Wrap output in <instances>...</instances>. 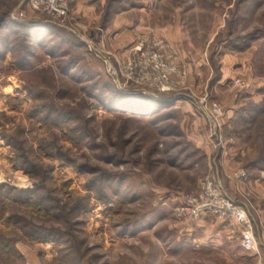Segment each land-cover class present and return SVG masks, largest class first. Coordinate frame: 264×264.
Returning a JSON list of instances; mask_svg holds the SVG:
<instances>
[{
    "label": "rangeland",
    "instance_id": "374dc122",
    "mask_svg": "<svg viewBox=\"0 0 264 264\" xmlns=\"http://www.w3.org/2000/svg\"><path fill=\"white\" fill-rule=\"evenodd\" d=\"M27 1L0 0V264H264V0H85L64 24ZM142 40L175 64L172 90L107 73L103 53ZM202 103L224 112L219 146ZM229 161L261 189L257 254L176 213L209 175L228 190Z\"/></svg>",
    "mask_w": 264,
    "mask_h": 264
},
{
    "label": "built area",
    "instance_id": "2783aa9c",
    "mask_svg": "<svg viewBox=\"0 0 264 264\" xmlns=\"http://www.w3.org/2000/svg\"><path fill=\"white\" fill-rule=\"evenodd\" d=\"M85 0H28L27 6L38 15L47 17L50 21L64 24L70 18L72 5ZM87 46L93 49V44L85 40ZM147 40L135 47L133 57L117 58L113 54L103 53L102 59L107 73L113 78L116 86L133 87L144 86L149 90L165 93L173 89L172 78L177 74V68L167 57L160 55ZM202 112L211 125V136L217 146L223 144L222 118L224 112L215 103H202ZM235 181V191L240 201L229 197L224 182L219 174L209 175L202 181L200 191L196 195H184L182 202L176 209L181 221L193 222L206 215L216 216L226 222L228 227L241 240L242 248L247 253H258L259 243L254 228L252 211L253 187L246 170L238 169L233 176L228 177Z\"/></svg>",
    "mask_w": 264,
    "mask_h": 264
},
{
    "label": "crops",
    "instance_id": "0c3cea01",
    "mask_svg": "<svg viewBox=\"0 0 264 264\" xmlns=\"http://www.w3.org/2000/svg\"><path fill=\"white\" fill-rule=\"evenodd\" d=\"M155 33H156L155 34L156 36L161 37L162 39L166 40V38H167L170 41V43H172L174 45V48L179 51V57L181 56V53L183 52L182 42H181V39L180 40L175 39V35L172 34L174 32L164 31V32H155ZM104 36L105 37L110 36L113 39L110 42L112 43L111 45H115V46H113L114 48H112L115 51V53H117L119 55H125L126 53H128V51H126V48L131 45L132 39H133L132 37H130V34H117V35H104ZM184 43H186V42H184ZM99 44L103 45L104 42L103 41L99 42ZM223 167H224L226 174H227V172H229V174H227L228 177H230V175H232L237 170L236 166H234V164H231L230 161L225 162ZM229 181H230L229 182L230 184L228 186L229 189L228 190L226 189V193L228 194L229 197L230 196L231 197H237L238 201H239L241 198L238 196V194L235 191L236 183L233 182L232 179ZM259 189L257 188V190H254V192H256L260 195L261 189L260 190ZM190 229H191L190 235L193 236L194 238H198L202 234L203 235L206 234V236L209 240H215L216 237H218L220 239H226V238H228V236L229 237L232 236L233 238L234 237L237 238V236H238L236 233L231 232V229L228 227V225L226 224V222L224 220H222L216 216L214 217L212 215H206V216L200 218V222L196 223L195 226L193 228L191 227ZM240 243H241V240H240ZM241 248H242V243H241ZM242 250H243V248H242Z\"/></svg>",
    "mask_w": 264,
    "mask_h": 264
},
{
    "label": "trees",
    "instance_id": "16d2710c",
    "mask_svg": "<svg viewBox=\"0 0 264 264\" xmlns=\"http://www.w3.org/2000/svg\"><path fill=\"white\" fill-rule=\"evenodd\" d=\"M125 95L124 94H122L120 91L119 92H116L115 93V99H116V101H118L119 99H125ZM127 98V97H126ZM152 99V98H151ZM154 99V98H153ZM131 100V102H139L138 100H141L142 102H145V103H148V102H150L149 100L150 99H146V98H143V99H133V98H131L130 99ZM28 172H31V171H28ZM249 174V173H248Z\"/></svg>",
    "mask_w": 264,
    "mask_h": 264
}]
</instances>
